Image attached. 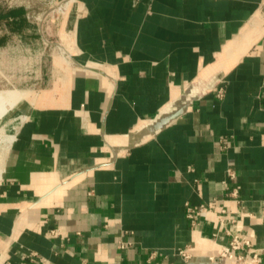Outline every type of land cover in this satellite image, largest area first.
<instances>
[{
	"label": "crops",
	"instance_id": "crops-1",
	"mask_svg": "<svg viewBox=\"0 0 264 264\" xmlns=\"http://www.w3.org/2000/svg\"><path fill=\"white\" fill-rule=\"evenodd\" d=\"M13 7L25 26L1 21L0 50L43 39ZM54 35L66 62L0 118V264H220L219 207L264 264V0H69ZM187 202H210L195 227Z\"/></svg>",
	"mask_w": 264,
	"mask_h": 264
},
{
	"label": "rangeland",
	"instance_id": "rangeland-1",
	"mask_svg": "<svg viewBox=\"0 0 264 264\" xmlns=\"http://www.w3.org/2000/svg\"><path fill=\"white\" fill-rule=\"evenodd\" d=\"M61 1L0 0V5L3 7L25 6L29 19L38 23L44 34L42 41H33L32 46L14 39L10 48L0 50V118L17 100L28 94L26 88L37 85L43 66L51 64L52 68L55 67L54 70H57L56 65L53 64L55 57H60L66 62V56L59 52V45L54 35L67 12V8L57 10Z\"/></svg>",
	"mask_w": 264,
	"mask_h": 264
},
{
	"label": "built area",
	"instance_id": "built-area-1",
	"mask_svg": "<svg viewBox=\"0 0 264 264\" xmlns=\"http://www.w3.org/2000/svg\"><path fill=\"white\" fill-rule=\"evenodd\" d=\"M69 0H62L59 4L57 10H62L67 8ZM224 86L218 84L215 87V96L220 99L224 96ZM261 90L264 92V77L261 82ZM261 105L264 109V96L261 98ZM226 138L222 137L219 140V148L223 149L228 146L226 143ZM192 170V168H189ZM236 179L235 170L231 167L226 169V177L222 180L223 187L225 188V195L232 198L235 202L240 203L241 199L239 197V185L235 184L230 186V181ZM218 198H213L212 202H217ZM211 202V201H210ZM210 202L199 203L198 205H192L190 203H185V218L188 220L191 227H195L198 223L199 216L206 209V206ZM218 226L222 233L227 237L224 241H218L215 237L214 239V249L212 254L209 256L210 260L217 259L220 264H260V250L257 249L253 244V236L251 233H242L240 231L231 232L229 226L235 222L233 216L229 215L225 207H219L218 214L216 215ZM130 233V232H129ZM133 244L132 241L124 240L119 238L117 240V246L120 249H126ZM180 261L187 263L192 257V250L189 246L177 248L174 251ZM35 252L25 251L21 253V258L25 260L34 261ZM145 261L147 264H176L174 261H169L163 256L159 255L157 250H149L147 252Z\"/></svg>",
	"mask_w": 264,
	"mask_h": 264
},
{
	"label": "trees",
	"instance_id": "trees-1",
	"mask_svg": "<svg viewBox=\"0 0 264 264\" xmlns=\"http://www.w3.org/2000/svg\"><path fill=\"white\" fill-rule=\"evenodd\" d=\"M25 15V10L22 7H3L0 5V22L3 21L7 29L11 31H20L25 23L23 21ZM17 19V22H13L14 19Z\"/></svg>",
	"mask_w": 264,
	"mask_h": 264
},
{
	"label": "bare ground",
	"instance_id": "bare-ground-1",
	"mask_svg": "<svg viewBox=\"0 0 264 264\" xmlns=\"http://www.w3.org/2000/svg\"><path fill=\"white\" fill-rule=\"evenodd\" d=\"M11 140H12V136H5V137H0V172H1V170H2V167H1V162H2V157H3V155H4V153L6 152V150L8 149V147H9V144H10V142H11Z\"/></svg>",
	"mask_w": 264,
	"mask_h": 264
}]
</instances>
